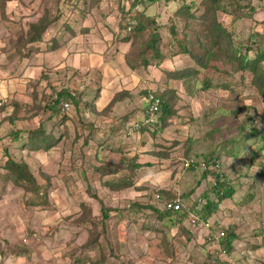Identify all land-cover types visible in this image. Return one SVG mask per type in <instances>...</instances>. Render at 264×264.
I'll return each instance as SVG.
<instances>
[{
  "label": "rangeland",
  "instance_id": "1",
  "mask_svg": "<svg viewBox=\"0 0 264 264\" xmlns=\"http://www.w3.org/2000/svg\"><path fill=\"white\" fill-rule=\"evenodd\" d=\"M132 2L0 0V264L18 259L23 264H264V152L251 164L248 159L264 144V138L259 141L253 135L254 131L264 132V82L258 84L256 76L236 71L215 50L209 65L220 70L217 74L211 68L208 73L197 71L179 82H169L177 97L172 107L177 117L167 127L154 133L146 130L144 135H115L107 145L116 149H108L103 145L106 139L93 133V125L105 121L96 117L92 107L101 82L99 69L76 65L95 55L113 65L116 43L122 36L132 41L124 54L126 61L136 60L150 31L140 35L118 31ZM138 7L158 25L159 51L165 58L174 57L172 68L194 67L189 55L200 54L195 41L205 43L209 30L217 32V28L248 47L249 59L254 49H264V0H224L219 7L227 12L217 11L214 16L210 9L205 12L202 0H172L166 5L159 0ZM76 17H82L87 33L72 24ZM44 19L51 25L40 41L27 43L28 27ZM170 26L176 28L179 45L167 33ZM97 44L101 47H95ZM149 69L154 75L152 84L159 92L165 89L160 80L163 75L152 66ZM205 76H212L211 82L206 83ZM221 84L227 90L220 89ZM63 92L76 98L77 107L63 97L60 102L69 107L61 110L59 102L55 113L49 107L54 96ZM141 96L144 98L143 93ZM141 101V97L135 98L139 111L146 105ZM128 107L124 102L117 111L125 114ZM110 112L105 108L98 114ZM86 117L95 119L94 124L84 122H92ZM142 121L138 119L139 125ZM38 127L56 139L48 151L27 147L20 151L9 141L11 133L19 131L25 138L26 132ZM209 155L218 166L207 164L205 170L203 161ZM132 156L140 168L132 171L118 165L121 158L131 161ZM7 158L26 164L41 194L34 195L29 186L14 183L3 168ZM187 161L194 163L192 171L183 168ZM93 168L117 173L101 176L100 181L128 177L131 189L121 190L117 197L97 192L100 182ZM202 172L209 175L202 179ZM214 175L229 182L236 192L219 204L206 226L192 228L186 218L169 222L158 217L156 195L175 199L178 194L184 206L198 210L212 198ZM190 189L196 202L183 197ZM49 191L52 199L61 196L65 202L49 201L43 196ZM247 191L254 199L240 207ZM85 195L90 200L82 201ZM68 205L79 211L61 214L55 225L38 224L41 216L57 210L63 213ZM229 227L236 240L227 254L219 243L224 238L220 234Z\"/></svg>",
  "mask_w": 264,
  "mask_h": 264
},
{
  "label": "trees",
  "instance_id": "2",
  "mask_svg": "<svg viewBox=\"0 0 264 264\" xmlns=\"http://www.w3.org/2000/svg\"><path fill=\"white\" fill-rule=\"evenodd\" d=\"M159 0H133L132 4L130 7L125 11V14L123 15L125 22L122 23L121 28H118V31L121 30L120 32H125L129 33L132 32L134 35H140L144 31L149 30V37L146 39L144 44H142L140 50L137 53V58L134 62L129 63L126 61L125 56L123 57L124 59V64L130 69L134 70L136 68H141L145 70L148 67H154V68H159V66L162 64L164 60L171 59L173 56L165 58L162 53L159 51L158 43L160 42V35L158 34V25L155 23L154 19L151 18L150 16L145 15V10L144 9H139L138 4L142 2H148L150 4H156ZM163 3L166 5L167 3L171 2L172 0H162ZM179 1V0H177ZM183 1V0H180ZM224 0H202V6H205V12L210 9L212 15L214 16L215 12L221 11L222 13H226V9L220 8L219 3ZM201 3V1H200ZM232 3V0H231ZM239 7V6H238ZM188 8V5L185 7L186 10ZM179 15V8L176 11V16ZM190 19H194L193 15L188 14L187 15ZM212 16V17H213ZM81 19L82 17H76L75 20H73L72 24L75 25H80L81 26ZM54 22V21H52ZM50 22V23H52ZM49 23V22H48ZM47 23V21L40 20L36 24L30 25L28 27V33H27V38L26 41L27 43L30 44H35L40 41L42 34L45 32V30L50 26ZM66 23H70L67 21ZM70 24V25H72ZM68 28V27H67ZM71 28V27H69ZM81 31L83 32H88L87 29L81 26ZM216 30V29H215ZM70 33H73L72 29L67 30ZM119 32V33H120ZM167 33L169 34L170 38L172 36V39H176L177 41H174L176 44L179 45V39H177V31L176 28L173 26H170L167 29ZM119 41L129 43L131 47V40L128 39V37L122 36ZM195 43H199V49H200V54L195 55L190 53L189 57L193 61V66L194 67H183L182 69H173V70H164V69H159L165 78V80H172L179 82L180 80L185 79L188 76L194 75L197 71L199 72H206L212 70V73H218V69L216 67H210L209 63L211 59L213 58V54L215 50H219L222 52L224 55L226 62L228 61L229 63L233 64L236 67V71L238 72H247L251 74L252 76H256L258 79V84H262L264 82V49L262 50H256L254 49V55L251 59L248 58L247 54L251 50L241 44L236 38H234L224 30H221L220 28H217V32L214 30H209V35L207 36V41L205 43H201V41L197 40ZM201 43V44H200ZM149 55V58L147 56ZM154 61V65H151V63ZM204 73V74H206ZM218 76V75H217ZM204 79H206V83L211 82L212 76H205ZM205 83V82H204ZM205 87H208V85H204ZM220 89L227 90L226 85H219ZM98 93V89H97ZM122 93L119 95H115L113 99L110 101V103L107 105L106 108L111 107V105L118 101L121 98ZM143 95L145 97V102L146 105L143 107V115L146 117L147 116V101L148 97L152 96L153 99L158 100V107L157 111L154 114V122L151 124H145V125H140L139 127V132L140 131H151V133L154 132H159L160 130L164 129L167 127V124H169L173 119H176L177 115L174 113L173 103L176 102L177 97L175 96V91L172 89H163L162 91L159 92V90L152 91L150 93H145L143 92ZM66 97L70 100V102L73 104L74 108L77 107V100L74 97H71L68 93H58L54 96V100L51 103V106L49 107L50 110L54 111L55 113H58L57 106L60 102V100ZM97 96L93 97V101L96 99ZM137 131V132H138ZM9 141L16 145L17 150L22 151L24 148H30V150L38 151H48L51 149L54 144L56 143V139L50 134V133H45L42 128L38 127L37 129L31 130L29 132H26V137L22 138L20 135L19 131H16L15 133L10 134ZM253 135L257 138V140L262 141L264 138V132L263 131H254ZM251 137L248 135L247 138ZM101 143V141L99 142ZM262 145H259L255 151L250 153L248 155L249 163L251 164L254 160V157H257L261 155L264 152V144L261 143ZM124 161L127 163V165H124ZM214 160L213 157L207 156L203 164L207 165L209 163H212ZM191 162V161H190ZM122 163L123 166H127L129 170L135 171L136 169L141 167V164L136 163L134 158H131V161H128L127 159L121 158L118 161V165ZM110 167L111 165H106ZM3 168L7 171L8 174L12 175V180L14 181L15 184L22 185L23 188L25 186H29L31 188V192H33L34 195H39L40 193V187L34 180L33 176L30 174V172L27 169V166L23 162H16L13 161L11 158H7L5 161V164ZM186 169L192 171L194 169V163H189V167ZM96 172L98 180L100 177L104 176H112L116 175V172L113 173H107L103 168L99 169H92ZM129 174V172H128ZM133 174V173H132ZM208 172H202L201 177L202 179L206 176H208ZM214 183L213 187L211 189V194L212 198L211 199H206L203 203V205L196 210V206L194 208H189L191 211H195V214L199 216V219L202 222H207L210 216L216 211L217 206L223 201V200H230L231 197L234 195L236 192V189L233 186H230L227 181L221 180L219 175H214L213 177ZM101 184L105 186L107 189L112 190V191H121L125 190L131 187L132 183L129 181L128 177H122L119 181H102ZM197 184V183H196ZM251 189V188H249ZM264 189V186H263ZM193 189H190L189 194L187 193L185 196V200L187 199L190 194H192ZM45 195L43 196H48L47 192H44ZM95 200L98 202L100 200L97 199V197H93ZM254 196L251 194V192L247 191L246 196L242 199V202L240 205H246L249 200L253 201ZM171 200V199H167ZM40 203H36V205H39ZM148 208V207H147ZM153 212L157 213L156 210L150 209ZM104 208L101 207V214L103 213ZM161 212V216L159 214L158 217H164L167 219V221L172 222L171 220L176 218L179 220L180 217L182 219L187 218V213L183 210H178V211H163L159 210ZM100 214V215H101ZM102 217L105 219L107 218L105 214H102ZM189 224V222H188ZM190 225V224H189ZM223 241L219 243L221 245L220 247L222 248L221 250L225 253L230 252V245L231 242L236 239V235L233 233V229L229 227L226 231L225 234L221 233L220 237H223Z\"/></svg>",
  "mask_w": 264,
  "mask_h": 264
},
{
  "label": "crops",
  "instance_id": "3",
  "mask_svg": "<svg viewBox=\"0 0 264 264\" xmlns=\"http://www.w3.org/2000/svg\"><path fill=\"white\" fill-rule=\"evenodd\" d=\"M146 15V14H145ZM82 24V23H81ZM82 26V25H81ZM113 38L114 34L111 35ZM117 53L115 54V57L113 58V65L110 63H106L105 60L102 61L100 56L95 55L93 58H90L89 60L85 59V61L81 64L79 63V65H76V68L79 67H96L99 69V77L101 79L100 85H97V89H98V93H97V97L94 100L92 107L95 111V114L97 118H105V121H101V126L100 125H95L93 123V121L95 119H89L88 117H86V120H91L92 122L89 121H84L87 124L89 123H93V127H95V130L93 131V133L95 132V136H99L102 139L105 138L106 139V144H103L104 146H108V149H116V148H112L110 147L108 144L109 139H114L115 135H119V134H123V132L128 135V129L131 125H133L134 123L138 122L143 118V107L144 105H142V109H138V107H136L134 105L135 103V98L138 99V97L142 98V101L140 102L142 104V102L145 104V97L143 98V96H141V94L145 91H156V90H160L156 87V84H152V77L153 75V71H151V67L146 68L145 70L141 69V68H136L134 70H130L125 64H124V54L129 50L130 44L129 43H125V42H121L118 41L117 43ZM95 47L100 48L101 45L97 44ZM80 48V47H78ZM173 58L171 59H167L164 60L162 62V64L159 66V68H154L156 70L159 71V74H162L161 71L159 69H164V70H173V69H179V67H175L172 68L171 62H173ZM167 64L170 65V67H167ZM161 82L164 84L163 87L170 89L169 87V82L172 80H162L160 79ZM176 82V81H174ZM120 93H122L121 98L114 102L111 107H109L110 109V113L109 114H105V115H100L98 113H100L101 111H103L107 105L110 103V101L113 99V97L115 95H119ZM124 102H128L129 103V111L125 114H119L117 109L118 106H122ZM142 118H141V117ZM106 117L111 118L110 120L106 119ZM134 118V119H132ZM137 119V120H136ZM112 120V121H111ZM96 123H98V120L95 121ZM120 123V124H119ZM87 129H92V127L89 125L87 126ZM90 131V130H89ZM142 135L146 134L145 131H140ZM139 131L137 133H140ZM134 134V133H133ZM104 139V140H105ZM97 147L95 148V152L94 154H96L98 152V150H96ZM121 155V154H120ZM123 156V154L121 155ZM133 158L135 156H132ZM136 163L140 164L136 159H135ZM98 180V179H97ZM100 182L98 184V186L100 187V191L97 192H101L104 193V195H107V193L111 196L113 195H118L117 193L120 191H112L107 189L105 186H103L101 184L102 181H98ZM153 183V182H152ZM183 186V185H182ZM102 187V188H101ZM131 189V188H128ZM97 190V189H96ZM167 190V189H165ZM52 192V191H51ZM180 194V193H179ZM235 195V193H234ZM177 197L178 194L176 195ZM86 195H85V199H83L82 201H88L90 199H86ZM117 197V196H116ZM49 201L54 202L55 204L57 202H65V200L61 197V196H57V197H51L50 191L48 193L47 196ZM98 200H102V197H97ZM187 199H191V200H195V202L197 201V199H193V194H190L188 196ZM64 200V201H63ZM92 200V199H91ZM72 203V201H69ZM249 204V203H247ZM246 204V205H247ZM244 205V206H246ZM220 206V205H218ZM217 206V209H218ZM240 207H243V205H240ZM78 210V209H77ZM77 210L74 211L73 208H71L70 205H68V207L65 209L64 207V212H60L59 210L56 211V213H50L49 215H43L41 216V218L43 219L40 222H38V224L40 225H55L58 224L60 221V218L62 217L61 214H70L73 211L77 212ZM79 211V210H78ZM52 214V215H51ZM96 215V214H94ZM96 217V216H95ZM98 217V215H97ZM49 225V226H50ZM236 240V239H235ZM234 240V241H235ZM232 241L231 244L234 242ZM232 250V248H231ZM74 252V251H73ZM9 262V260H7ZM8 264H12V263H8ZM13 264H23L21 262V259H18L15 263Z\"/></svg>",
  "mask_w": 264,
  "mask_h": 264
},
{
  "label": "built area",
  "instance_id": "4",
  "mask_svg": "<svg viewBox=\"0 0 264 264\" xmlns=\"http://www.w3.org/2000/svg\"><path fill=\"white\" fill-rule=\"evenodd\" d=\"M147 116L145 117L143 115V125L145 124H151L154 122V114L157 111V107H158V100L157 99H153L152 96L148 97V101H147ZM60 106H61V110H66L68 109L69 105L66 102H60ZM139 122L134 123L133 125H131L128 129V134H132L135 133L139 130ZM189 163H191L190 161H187L183 164V168H187L189 167ZM212 168H216L218 166V162L213 161L212 162ZM211 164V163H209ZM208 164V165H209ZM204 169H207L206 165H203ZM156 203H157V209L158 210H163V211H178V210H183L187 213V218H188V222L190 224V226L192 228H197V227H204L206 226L207 222H202L199 219V216H197L195 214V211H191L189 208H187L186 206H184L182 204V202L178 199V197H176L175 199H171V200H167V199H160L158 195H156L154 197ZM221 236V234H220ZM35 238V237H34ZM35 241L38 240L37 238L34 239ZM208 240H210V237H208Z\"/></svg>",
  "mask_w": 264,
  "mask_h": 264
}]
</instances>
